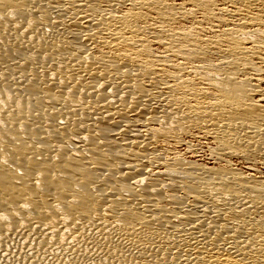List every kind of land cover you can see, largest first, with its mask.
<instances>
[{"label":"bare ground","instance_id":"1","mask_svg":"<svg viewBox=\"0 0 264 264\" xmlns=\"http://www.w3.org/2000/svg\"><path fill=\"white\" fill-rule=\"evenodd\" d=\"M0 264H264V0H0Z\"/></svg>","mask_w":264,"mask_h":264}]
</instances>
